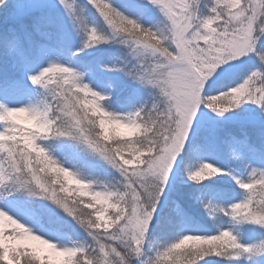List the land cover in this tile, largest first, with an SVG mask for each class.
<instances>
[{"label": "snow or ice", "instance_id": "1", "mask_svg": "<svg viewBox=\"0 0 264 264\" xmlns=\"http://www.w3.org/2000/svg\"><path fill=\"white\" fill-rule=\"evenodd\" d=\"M0 264H264V0H0Z\"/></svg>", "mask_w": 264, "mask_h": 264}]
</instances>
